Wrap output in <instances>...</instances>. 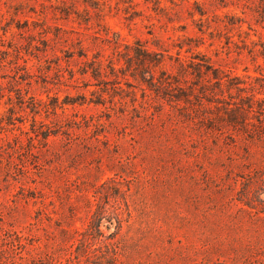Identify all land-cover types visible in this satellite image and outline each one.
I'll return each instance as SVG.
<instances>
[{
	"label": "rangeland",
	"instance_id": "obj_1",
	"mask_svg": "<svg viewBox=\"0 0 264 264\" xmlns=\"http://www.w3.org/2000/svg\"><path fill=\"white\" fill-rule=\"evenodd\" d=\"M0 264H264V0H0Z\"/></svg>",
	"mask_w": 264,
	"mask_h": 264
},
{
	"label": "trees",
	"instance_id": "obj_2",
	"mask_svg": "<svg viewBox=\"0 0 264 264\" xmlns=\"http://www.w3.org/2000/svg\"><path fill=\"white\" fill-rule=\"evenodd\" d=\"M105 211L104 209H101V210H96L94 213H93V223H98L100 222V219H102L105 215Z\"/></svg>",
	"mask_w": 264,
	"mask_h": 264
}]
</instances>
